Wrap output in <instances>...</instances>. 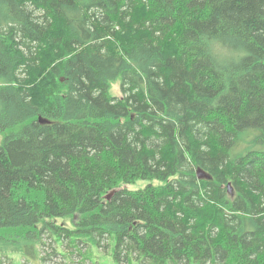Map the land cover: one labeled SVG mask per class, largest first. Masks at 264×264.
Here are the masks:
<instances>
[{
	"label": "trees",
	"instance_id": "1",
	"mask_svg": "<svg viewBox=\"0 0 264 264\" xmlns=\"http://www.w3.org/2000/svg\"><path fill=\"white\" fill-rule=\"evenodd\" d=\"M45 232L264 264V0H0V264Z\"/></svg>",
	"mask_w": 264,
	"mask_h": 264
},
{
	"label": "rangeland",
	"instance_id": "2",
	"mask_svg": "<svg viewBox=\"0 0 264 264\" xmlns=\"http://www.w3.org/2000/svg\"><path fill=\"white\" fill-rule=\"evenodd\" d=\"M113 92L120 94L119 87L114 88ZM146 184V181H138L129 188L136 190ZM54 221L67 229H75L70 218H57ZM83 236V233H70L62 239L56 234L45 232L42 234L44 242L35 240L32 247H28V238L18 237L7 243V251L13 258V264H117L110 253L106 254L96 246L82 244ZM5 260V264H10L9 260Z\"/></svg>",
	"mask_w": 264,
	"mask_h": 264
},
{
	"label": "clouds",
	"instance_id": "3",
	"mask_svg": "<svg viewBox=\"0 0 264 264\" xmlns=\"http://www.w3.org/2000/svg\"><path fill=\"white\" fill-rule=\"evenodd\" d=\"M205 42H207L206 37H202ZM246 55V51L242 47L238 48H228L224 47L223 55L217 56L218 61L223 65H228L230 63H239L243 57Z\"/></svg>",
	"mask_w": 264,
	"mask_h": 264
},
{
	"label": "water",
	"instance_id": "4",
	"mask_svg": "<svg viewBox=\"0 0 264 264\" xmlns=\"http://www.w3.org/2000/svg\"><path fill=\"white\" fill-rule=\"evenodd\" d=\"M199 175L200 176H204V175H206V173H204L203 171L199 170ZM228 186L230 187L231 183H229ZM230 190H232V189H230ZM108 198H110V195H108Z\"/></svg>",
	"mask_w": 264,
	"mask_h": 264
}]
</instances>
